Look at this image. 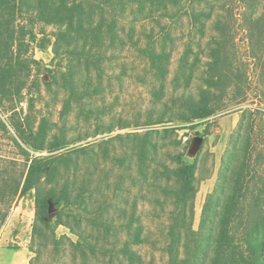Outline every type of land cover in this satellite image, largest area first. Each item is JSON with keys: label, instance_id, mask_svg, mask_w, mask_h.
Masks as SVG:
<instances>
[{"label": "rangeland", "instance_id": "rangeland-1", "mask_svg": "<svg viewBox=\"0 0 264 264\" xmlns=\"http://www.w3.org/2000/svg\"><path fill=\"white\" fill-rule=\"evenodd\" d=\"M136 1L92 0L87 6L90 11L94 10L95 23L104 12L107 23L117 32V43L112 46L106 32H89V41L101 49L102 62L90 60L87 69L84 55L72 56V71L78 84L75 91H71V74L65 69L67 60L51 64L52 48L33 47L31 55L43 67L55 66L58 79L46 85L49 81L40 78V92L33 88V110L26 100L21 104L22 115L30 114L35 125L45 117L52 135L67 137L69 146L62 152L123 135V139L94 146L89 155L78 158L81 164L78 188L84 178L91 180L90 190L101 188L97 199L88 194L94 204L89 206L90 211L102 208L121 220H116L106 231L95 214L82 212L77 220L68 219L71 229L62 225L56 231L61 238L69 237L74 242L87 239L103 245L104 250L88 249L89 264H110V261L122 264L117 255L126 242L125 222L132 212L140 218L147 238L146 242L133 245L134 249L142 255L145 264H168L165 247L171 202L166 192L157 190L153 173L156 167L161 170L162 166L152 162L142 168L140 148L128 149L132 137L127 134L137 133V142H157L160 155L165 149L176 152L187 146L188 161L197 162L198 191L192 222L193 229L198 231L208 197L226 185L220 181L221 173L229 153L233 152L234 136L242 123L243 132L247 126L252 135L246 179L250 189L243 190L242 195L246 197L243 196V210L235 220V229L242 227L241 232L247 237L259 219L257 204L259 212L264 208V0H154L147 3L146 10H141ZM42 27L47 33L60 30L58 25L40 24L38 29ZM86 35L73 26L72 48L78 39L81 50V38ZM66 41L62 39V50L67 48ZM151 47L169 56L166 77L150 65L147 49ZM217 57L226 64L223 82L212 88L217 94L211 98L217 112L207 119L209 122L202 120L195 129H188L190 124L182 121V112L188 113L191 103L203 99L202 91L208 87L210 73H214L212 63ZM79 95H82L81 103L77 101ZM69 101L71 106L66 111ZM164 109L166 122L150 124V120L155 121L164 114ZM2 135L0 130V153L14 155L13 145ZM158 177L165 189V175L158 174ZM57 181L63 183L61 178ZM231 193L232 190L228 191ZM34 195L31 191L13 203L0 233V246L25 243L30 260L36 264H85L79 252L70 250L67 238L64 243L69 246L65 253V246L62 244L61 251L56 249L51 238L47 242L36 238L32 243ZM249 239L264 243V229L259 235L252 230ZM32 244L35 252L31 251ZM192 255V251L187 252V264H191Z\"/></svg>", "mask_w": 264, "mask_h": 264}, {"label": "trees", "instance_id": "trees-1", "mask_svg": "<svg viewBox=\"0 0 264 264\" xmlns=\"http://www.w3.org/2000/svg\"><path fill=\"white\" fill-rule=\"evenodd\" d=\"M152 1L154 0L136 2L141 10H146L147 3ZM91 2L92 0H0V130L3 138L13 145L16 152L14 155L0 153V233L16 199L34 191L35 220L32 227V243L36 238L45 242L51 238L56 249H60L62 244L65 246V253L69 246L64 243V238H67L70 250L79 252L85 264H89V248L94 251L97 248L104 250V246H99L95 241L89 242L87 239L74 242L69 237L61 238L56 231L62 225L71 229L68 219L74 217L77 220L82 212L95 214V218L102 222L106 231L115 225L116 220H121L113 218L102 208H98L97 212L90 211L89 206L92 207L94 204L88 194L91 193L90 198L93 199L95 196L97 199L101 188L90 190L91 180L87 178L82 179L81 187L78 188L81 166L78 158L80 155H89V150L94 146L123 139V135L62 152L69 146L67 137L64 134L52 135L45 117L35 125L30 114L22 115L24 108L21 104L26 100L33 110L35 101L33 88L37 89V93L40 92V78L45 82L49 81L46 85L58 79L55 66L43 67L42 62L31 55L33 47L40 50L52 48L51 64L55 62L62 64L67 60L65 69L68 68L71 74V91H75L78 84L72 71V56L84 55L87 69L90 60L98 64L102 62L99 55L101 49L89 41V32L94 34L106 32L112 46L117 43V32L112 24L107 23L104 12L100 13L99 21L94 22V10L87 9ZM112 8L115 9L114 6ZM40 24L58 25L60 30L47 33L44 27L38 29ZM73 26L87 34L81 38L83 40L81 50L78 49L80 44L78 39L74 41L75 46L72 48ZM62 27L65 28L61 29ZM62 39H67V48L63 50ZM147 59L153 69L159 70L163 77L167 76L169 56L166 53L151 47L147 49ZM212 65L214 73H210L208 87H201L204 88L203 99L191 103L188 113L182 112V121L190 124L188 129H195L199 121L209 122L207 119L217 112L211 101L217 94L212 92V88L223 82L226 64L217 57ZM79 96L77 101L81 103L82 95ZM69 106L71 101L65 106L66 111ZM251 112L254 115V111ZM166 114L167 111L164 109V114L160 118L150 120L149 123L166 122L164 121ZM242 125L240 123L239 130L235 133L233 152L229 153L221 173L220 181L226 185L208 197L198 231L193 229L192 222L195 215L194 200L198 191L197 162L188 161L187 146L184 147L185 150L176 152L165 149L163 155H160L157 142L151 140L137 142V133L127 134L132 137L128 149L136 151V148H140L138 152L142 168L150 166L152 162L162 166L161 170L156 167L153 173L157 190L161 188L162 192H166L165 196L171 202L165 247L169 256L168 264H187L186 254L189 251L193 252L191 264H264V243L262 241L255 243L249 239L252 230L259 235L264 229V208L262 213L259 212L257 204L259 219L247 237L241 232L242 227L238 229L234 227L236 218L243 210V196L246 197V194L242 195L243 190L248 192L250 189L246 179L252 155V135L247 126L243 132ZM200 135L203 139V134ZM158 174L165 175L167 183L165 189L162 185L164 182H160ZM59 178L63 183L57 181ZM230 190L232 193L228 194ZM215 199L217 201L213 202ZM125 226L126 242L119 249L117 258L122 264H145L142 255L133 247L147 240L140 218L132 212ZM31 251L35 252L33 244ZM30 264L36 263L30 260ZM110 264H114L113 261H110Z\"/></svg>", "mask_w": 264, "mask_h": 264}, {"label": "crops", "instance_id": "crops-1", "mask_svg": "<svg viewBox=\"0 0 264 264\" xmlns=\"http://www.w3.org/2000/svg\"><path fill=\"white\" fill-rule=\"evenodd\" d=\"M30 251L25 243L18 242L16 245L0 246V264H29Z\"/></svg>", "mask_w": 264, "mask_h": 264}]
</instances>
